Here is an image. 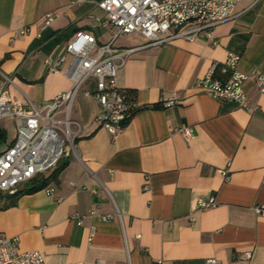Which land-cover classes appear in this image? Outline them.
Returning a JSON list of instances; mask_svg holds the SVG:
<instances>
[{
	"label": "crops",
	"instance_id": "1",
	"mask_svg": "<svg viewBox=\"0 0 264 264\" xmlns=\"http://www.w3.org/2000/svg\"><path fill=\"white\" fill-rule=\"evenodd\" d=\"M96 1L0 0V89L9 77L11 98L38 107L70 89L71 55L59 71L45 60L65 51L76 31L97 44L111 38ZM48 12L55 16L46 23ZM144 40L132 32L113 44ZM229 51L241 55V71H264V0H238L209 35L135 51L117 74L134 110L115 136L96 121L93 82H85L69 112L74 149L45 187L14 203L0 191V232L18 236L20 250H39L45 264H264V209H255L264 206V92L245 83L258 105L247 110L194 86ZM183 124L193 129L189 139L177 129ZM0 132L2 152L15 138L12 115L0 118ZM198 198L215 204L194 209Z\"/></svg>",
	"mask_w": 264,
	"mask_h": 264
},
{
	"label": "built area",
	"instance_id": "2",
	"mask_svg": "<svg viewBox=\"0 0 264 264\" xmlns=\"http://www.w3.org/2000/svg\"><path fill=\"white\" fill-rule=\"evenodd\" d=\"M77 2L83 0H76ZM238 0H97L96 5L106 12L102 24L112 28L111 38L97 44L89 32L76 31L66 43L65 51L46 58L50 71H59L71 59L65 73L72 81L70 89L56 94L44 106L31 102H20L11 98L6 82L0 89V118L12 115L15 118L16 134L12 143L0 152V191H8L53 168L68 152L74 149L69 116L75 95L87 81L93 82L92 94L99 104L96 121L114 136L124 127L134 110L133 103L124 89L117 83L119 69L138 49L153 44H162L177 36L190 38L233 16ZM256 2L258 0H250ZM55 13L48 12L49 23ZM137 32L145 37L139 44L117 47L114 40L121 34ZM241 55L229 51L221 62L213 61L206 73L194 81L196 88L207 91L213 98L236 102L239 106L253 110L246 92L245 83L252 81L260 92H264V71L251 68L244 72L238 68ZM174 100L165 102L170 105ZM63 117L60 118L59 114ZM77 125L79 123L74 121ZM185 139L193 135L190 125L177 128ZM226 171H224V174ZM47 188V193L52 192ZM215 204V199L198 198L193 208H205ZM261 211L264 206H256ZM108 219L109 216H103ZM81 222V218H78ZM248 257L249 253H245ZM217 264L216 258L208 259ZM0 264H45L39 250H20L19 238L0 232Z\"/></svg>",
	"mask_w": 264,
	"mask_h": 264
},
{
	"label": "trees",
	"instance_id": "3",
	"mask_svg": "<svg viewBox=\"0 0 264 264\" xmlns=\"http://www.w3.org/2000/svg\"><path fill=\"white\" fill-rule=\"evenodd\" d=\"M132 114V113H131ZM5 138V134L0 132V140ZM63 165H58L55 169L41 172L35 175L33 178L19 184L18 186L6 191V195L9 198L10 203H14L15 199L23 194L36 191L45 187L49 182L56 180L57 175Z\"/></svg>",
	"mask_w": 264,
	"mask_h": 264
},
{
	"label": "rangeland",
	"instance_id": "4",
	"mask_svg": "<svg viewBox=\"0 0 264 264\" xmlns=\"http://www.w3.org/2000/svg\"><path fill=\"white\" fill-rule=\"evenodd\" d=\"M4 123L7 127V130H8V136L10 135V137H11V135L13 134V131H14L13 122H11L10 119H6V120H4Z\"/></svg>",
	"mask_w": 264,
	"mask_h": 264
}]
</instances>
